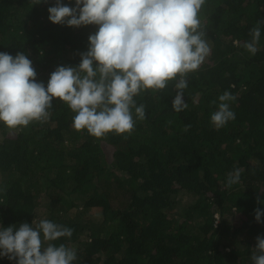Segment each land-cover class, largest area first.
Returning a JSON list of instances; mask_svg holds the SVG:
<instances>
[{"label": "trees", "instance_id": "1", "mask_svg": "<svg viewBox=\"0 0 264 264\" xmlns=\"http://www.w3.org/2000/svg\"><path fill=\"white\" fill-rule=\"evenodd\" d=\"M0 264H264V0H0Z\"/></svg>", "mask_w": 264, "mask_h": 264}]
</instances>
